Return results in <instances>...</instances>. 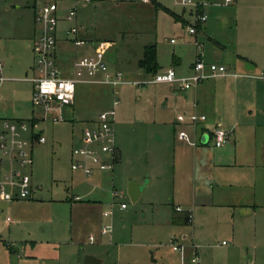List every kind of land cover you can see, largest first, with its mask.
I'll return each instance as SVG.
<instances>
[{"label": "rangeland", "instance_id": "obj_1", "mask_svg": "<svg viewBox=\"0 0 264 264\" xmlns=\"http://www.w3.org/2000/svg\"><path fill=\"white\" fill-rule=\"evenodd\" d=\"M49 1L57 3L59 14L71 7L80 9L88 4L83 0H46L37 2L36 8ZM156 1L172 13L183 15L192 25L175 20L151 2L139 0H93L90 10L84 13L94 34L99 35L100 40H107L100 41L97 46L106 53L111 72L117 68L123 70L124 60H132L141 47L149 43L156 45L163 67L171 65L173 54L180 56L183 63H188L194 61L195 55L200 52L208 62H221L232 69L231 63L239 59L238 54L254 59L264 68V16L261 11L254 9L250 12L244 6L235 10L232 0L227 3L225 0H192L203 4L200 8L203 7L204 21L209 26L205 27L203 24L206 21H202L201 29L196 28V33L191 34L189 27L197 23L194 7L181 5L179 0ZM27 3L29 5V0H0L2 39L4 31H15L16 27L11 28V24L24 18L25 10L18 5L24 4L25 7ZM197 10L199 13L200 10ZM170 39L173 41L170 42ZM3 41L0 40V44ZM31 67L26 75L23 72L11 75L3 71L5 81L0 87L1 100H7L9 105L13 100L17 105L21 97H28V110L31 109L32 85L20 80L37 74L34 59ZM63 72L62 77H72ZM260 72L264 69L257 67L250 74ZM152 77H124L129 83L118 85L114 94L107 84L76 83L77 96L79 92L81 99L75 103V116L70 117V106H65L61 108L66 115L63 121L53 123L50 119L52 112H48L45 120L33 127V132L44 136L45 141L34 143L32 147L31 184L36 188L34 195L38 199L41 195L46 202H0V208L4 209L0 211V264H97L85 263L87 255L102 260L98 264H150L151 252L156 257L159 253L172 256L168 247L170 235L166 227L159 225V221L168 210L171 211L170 205L175 204L178 198L173 185L174 145L186 144L177 140L172 125L154 121L161 104L153 94L155 85L145 82ZM113 98L119 100L115 107L116 144L125 147L130 163L118 168L112 182L106 173L95 172L88 178L72 173L69 154L73 145L80 144L81 131L86 125L83 120L106 102L111 103ZM6 116L10 115L0 117ZM16 116L28 123L29 130L22 136L29 140L31 126L28 120L31 113L28 111ZM1 123L3 127L4 122ZM19 170L30 174L27 167ZM146 171L153 173L155 179L148 183L151 177L143 178L142 182L146 185L141 186L142 195L138 201L132 202L127 193L128 184L130 181L140 182L128 176ZM111 192L122 195L113 197ZM73 197L82 202L96 199L101 203L95 204L97 209L82 218L73 212L72 219ZM50 198L55 200L47 201ZM121 203H125L127 209L120 210ZM188 210L194 219L192 224L185 226V232L189 245L194 242L199 245L198 264H264V206L258 208L254 215L235 213L234 217L233 211L228 209L202 211L190 207ZM6 215L13 219L8 231L3 222ZM18 218L25 221L17 225ZM105 226L111 228V235H104L99 240L96 238V242L89 241L90 235L97 237L98 228ZM73 235L78 241L69 243ZM130 240H133V245L128 244ZM94 247L101 249L99 257L89 252ZM133 249L141 251L139 260L130 261L127 258L128 251ZM193 254L194 249L191 248L187 254L188 262ZM120 257L124 258V263Z\"/></svg>", "mask_w": 264, "mask_h": 264}, {"label": "crops", "instance_id": "obj_2", "mask_svg": "<svg viewBox=\"0 0 264 264\" xmlns=\"http://www.w3.org/2000/svg\"><path fill=\"white\" fill-rule=\"evenodd\" d=\"M92 1L93 0L86 2L89 5L84 4L80 9L77 6H74V8L71 7L68 11H75L73 20H68L66 18V15L69 13L68 11L59 14V7L57 5L56 15L58 17V23L55 31L56 45L54 55L61 74L62 71H64L63 73H65L66 76L72 75L71 69L75 59L93 54L96 49H100L99 46H97L100 41H107L100 40V36L94 34V31H92L90 24L84 16V13L90 10ZM232 1L234 2L233 8L235 10L244 6L248 7L250 12H254V9H257V11H261L264 16V1L262 0ZM18 7H23V10H25L24 18L15 24H11V28L13 26L16 27L15 31L12 29H10L8 33L4 31L2 34L3 39L0 37V40H4L3 44H0V87L4 84L3 81H5V78L2 76L3 71L11 75H16L15 73L19 72H23L26 75L29 70H32L31 65L34 58L32 57L33 51L31 44L38 34V25L34 21V10L36 6L32 7L27 3L25 4V7L24 4H20ZM199 10L202 12L204 11L203 7L199 8ZM190 12L192 13V10ZM176 15L179 21L184 24L192 25L183 17V15ZM201 24L198 22L196 23L197 30L201 29ZM73 25L78 28L74 37L82 39L84 41L82 45H74L71 40L72 37L67 34V30ZM203 25L205 27H207V25L209 26L207 21ZM207 29H209V27ZM210 39L216 44L218 43L213 37H210ZM146 45L148 44H144L141 47L140 51H138V55L134 56L132 60H124L123 70L117 68V70L122 71L123 79L124 77H129V75L138 78H144L150 75L143 72L137 64L142 57L143 49ZM101 51L104 53V60L108 67L106 53L103 50ZM199 53L200 52L195 55L194 61L198 58ZM201 54L204 59V54ZM238 56H240L239 59H236V61L231 63L233 69L224 63L219 62L218 64L226 67L224 74L211 76L186 91H180L177 82L153 83L155 85L153 89L155 100L161 104L157 109V120L154 121L172 125L175 134L178 130H186L191 137L197 139V144L190 145L187 142L177 139L186 145H174V155L172 160L174 175L173 185L177 190L178 198L175 204L172 203L170 205L171 211L168 210L159 221V225L166 227L170 235L168 247L172 252V256L159 253L156 257L153 252H151L150 256L152 261L150 264H192L191 261L188 262L187 254L191 248H193V245H189L187 242L188 234L185 232V226L189 223L192 224L194 219L192 217V220L189 222L185 219L190 207L202 211L212 208H216V210L219 211L228 209L233 211L232 216L234 217L235 213L242 216L254 215L258 208L264 206V72L250 74L252 71H255L257 67H260L261 69L264 68L263 66H259L254 59L249 58L246 55L238 54ZM156 57L159 65L158 71L172 68L178 77L187 76L191 73L194 61L183 63L180 56L173 54L171 65L163 67L159 62L157 49ZM205 61L208 62L207 60ZM251 66L252 69H247ZM102 76V73L98 72L92 78L96 81H81L78 82V84H104L99 82L101 81ZM81 77L82 79L87 78L85 74ZM20 80L28 83L30 86L32 85L30 79L24 78ZM124 81L127 80L124 79ZM32 88L33 86H31V89ZM79 98L81 99V96L79 97V92L77 96V86L75 85L74 100L73 104L70 106L71 111L68 113L70 117L75 116L77 111L75 109V103ZM20 100L21 101H19L17 105L12 102L13 100L10 102L12 105L7 104V100L5 99L0 101V116L10 115L0 117V127L2 129V121H24V118H19L16 115H23L28 113V111L31 113L28 121L30 122L32 129L34 126H37L39 122L45 120L42 113L33 106L28 110V97H21ZM112 101L111 103L108 101L109 104L107 102H104L105 104L102 103L103 105L100 106V108L88 113V118H85L83 121L87 122L95 118L100 111L110 109ZM193 113L206 116L204 122L197 124L196 133L188 122L189 116ZM63 114L65 115L64 112ZM179 114L185 116V122L180 123L177 121V116ZM215 124H219L226 129L232 130V135L229 140L220 147H215L211 141H208L207 139L204 141L205 136L200 135L201 128L212 127ZM32 147L33 145L30 147L31 157ZM176 147L178 150H176ZM109 158V156L103 155L104 160H109ZM70 163L71 156L69 154V168L71 172L79 174L83 178L89 177L85 176L79 170H72ZM126 163L129 164L130 161L127 160L125 147L116 144L113 170L100 171L94 169L93 173H106L112 182L115 175L114 173L117 172L120 166L123 168ZM32 164L33 157L31 165L26 166L30 169V176L33 171ZM3 165L8 167L7 162L4 161L1 165V172L7 170V167H3ZM22 168L23 167H21V169ZM149 176L151 179H148V183H151L154 181L155 175L148 171L141 174L137 173L136 175L135 173H132L129 174L128 177L135 178L140 182L141 186H145L146 183L143 184L144 182H142V179ZM8 189L9 191L6 189L8 198L0 200V202H11V204H34L46 202L41 195L38 199V197H36L37 195H34L35 193L30 198L18 199L16 198L17 190L10 187ZM142 192L143 191L141 190L140 196L136 201L140 199ZM111 193L113 194L114 192ZM113 197L117 196L113 194ZM54 200L55 199L50 198L47 201L51 202ZM72 200V219L74 217L73 212H76V215L82 218L84 215L86 216L89 212L97 209V205L95 204L101 203V201L96 199H89L82 202L79 201L78 198L76 199L73 197ZM172 200H174V197ZM176 207H180L183 211L176 210ZM125 209H127V206L125 208H120V210ZM0 211L3 212L4 209L1 207ZM105 215H108V213H105ZM16 221L17 225H19L25 220L18 218ZM3 222L8 231L11 224H13V219L12 222L6 223L4 216ZM30 233L33 235V232ZM111 233V230L102 231L100 227L98 228L97 237L90 235L89 237H92V240L89 238V241L96 242V238L99 240L102 236L111 235ZM77 241V238L73 235L68 242L75 243ZM172 242L181 244L183 246V253L174 250L172 248ZM128 244L133 245V240H130ZM10 248L11 247L9 246L8 249L10 250ZM89 252L99 257L101 249L94 247V249H91ZM128 253L129 257L127 258H129L130 261L139 260L142 256L141 251L137 249L129 250ZM95 258L98 259L97 257ZM120 259H122L121 261L124 263V258L120 257ZM156 259L159 260V263H157ZM98 260L99 262H97V264L102 262V260Z\"/></svg>", "mask_w": 264, "mask_h": 264}, {"label": "built area", "instance_id": "obj_3", "mask_svg": "<svg viewBox=\"0 0 264 264\" xmlns=\"http://www.w3.org/2000/svg\"><path fill=\"white\" fill-rule=\"evenodd\" d=\"M90 2L91 0H83ZM141 2H151V0H139ZM231 0H225L230 2ZM184 6H192L197 9L203 6L202 3L193 2L192 0H179ZM57 4L55 1L44 2L40 7L34 10V21L38 25V34L33 39L31 47L34 54V68L36 75L30 78L32 82V106L39 110L44 119L48 112H52L50 119L53 123L64 120L62 107L71 106L74 100L75 85L81 81H96L92 78L98 73H102V79L99 82L111 86L112 92L115 93L116 87L121 84L128 83L123 79L122 71L116 70L111 72L104 60V53L100 49H96L93 54L75 59L72 64V77L65 78L61 76V72L57 65L54 51L56 45L55 31L58 23L56 15ZM196 22L201 23L205 19L202 11L196 13ZM75 11L71 10L66 15L68 20H73ZM78 28L73 25L67 30V34L72 37L74 45H82V39L75 38ZM189 33H196V26L189 27ZM173 40L171 39V42ZM199 46L200 44L197 43ZM1 67V63H0ZM226 67L224 65L206 62L199 53L198 58L194 61L191 73L187 76L178 77L172 68L166 69L163 73H156L146 83H178L180 91H186L195 87L201 81L218 74H224ZM87 76L82 79V75ZM1 79V77H0ZM119 100L113 98L112 106L108 110L100 111L95 118L86 122L85 127L81 131L80 144L74 145L71 149L72 170H79L85 176H90L94 169L100 171H112L115 163L116 143H115V107ZM195 105V104H193ZM186 118L183 114L177 116V121L185 122ZM206 116L203 114L193 113L189 116L188 122L196 133L197 124L204 122ZM30 124V123H29ZM31 126V124H30ZM29 130L28 123L23 120L4 121L3 129L0 131V200L8 198L6 189L8 187L15 188L16 198H30L36 191L31 184L30 174L22 173L19 168L30 166L32 157L30 147L34 143H43L44 136L34 133L31 127L30 139H24L23 132ZM200 135H204L208 141L215 147L224 145L232 135L231 129H226L219 124L212 127L201 128ZM177 139L187 142L190 145H196L197 139L191 137L186 130H178L176 132ZM103 155L109 156V160H104ZM7 162L8 168L5 172H1V165ZM120 196L121 193H113ZM76 199L78 197H75ZM126 204L121 203L120 208H125ZM176 210L183 211L180 207ZM188 221L192 220L190 211L187 213ZM5 222H12V218L5 216ZM109 227L105 226L102 231H109ZM1 233V229H0ZM92 240V237H89ZM194 254L191 258L192 264L199 263L197 243H193ZM174 250L183 253L181 244L173 243ZM156 264V263H152Z\"/></svg>", "mask_w": 264, "mask_h": 264}, {"label": "trees", "instance_id": "obj_4", "mask_svg": "<svg viewBox=\"0 0 264 264\" xmlns=\"http://www.w3.org/2000/svg\"><path fill=\"white\" fill-rule=\"evenodd\" d=\"M39 1H46V0H29V4L30 6L35 7L36 3ZM151 3L154 5L155 8L163 9L167 11L169 14L173 16L175 20H178V17L176 14L172 13L171 11L163 7L156 0H151ZM137 64H138V67L147 74L155 75L158 72L159 65H158L157 57H156V45L155 44L151 43V44L144 46L142 57L139 59Z\"/></svg>", "mask_w": 264, "mask_h": 264}, {"label": "water", "instance_id": "obj_5", "mask_svg": "<svg viewBox=\"0 0 264 264\" xmlns=\"http://www.w3.org/2000/svg\"><path fill=\"white\" fill-rule=\"evenodd\" d=\"M247 69H252V66L250 68ZM204 141H206V137L204 138ZM127 193L131 199L132 202L136 201L138 199V197L140 196L141 193V184L137 183L135 181H130L128 184V189H127ZM84 262L85 263H97L99 262L98 259H96L95 257L91 256V255H87L84 258Z\"/></svg>", "mask_w": 264, "mask_h": 264}]
</instances>
